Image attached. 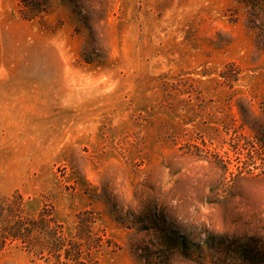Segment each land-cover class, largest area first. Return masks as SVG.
I'll list each match as a JSON object with an SVG mask.
<instances>
[{
  "label": "rangeland",
  "instance_id": "rangeland-1",
  "mask_svg": "<svg viewBox=\"0 0 264 264\" xmlns=\"http://www.w3.org/2000/svg\"><path fill=\"white\" fill-rule=\"evenodd\" d=\"M0 264H264V0H0Z\"/></svg>",
  "mask_w": 264,
  "mask_h": 264
},
{
  "label": "trees",
  "instance_id": "trees-1",
  "mask_svg": "<svg viewBox=\"0 0 264 264\" xmlns=\"http://www.w3.org/2000/svg\"><path fill=\"white\" fill-rule=\"evenodd\" d=\"M11 234H15V233H11ZM11 239H16L17 240V238H19V236L18 235H12V237H10Z\"/></svg>",
  "mask_w": 264,
  "mask_h": 264
}]
</instances>
